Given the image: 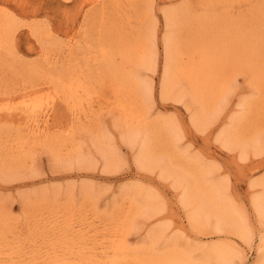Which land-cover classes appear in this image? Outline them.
Returning <instances> with one entry per match:
<instances>
[{"label": "rangeland", "instance_id": "374dc122", "mask_svg": "<svg viewBox=\"0 0 264 264\" xmlns=\"http://www.w3.org/2000/svg\"><path fill=\"white\" fill-rule=\"evenodd\" d=\"M100 1L0 0V9L15 13L22 24L12 36V43L9 41L12 46L0 50V264H58L81 258L96 260L104 256V251L113 254L111 240L119 222L128 219L131 201L142 203L139 201L147 193L155 195L157 203L161 202L160 214L149 217L140 210L128 222L126 241L130 254L143 243L151 241L149 244L161 251L167 242L174 240L178 247L201 257L204 248L226 243L236 247L234 264H263L258 262L264 256V219L254 213L250 198L260 190L252 183L264 178V128H260L259 136L263 150L258 153L248 149L244 157L239 147L226 148L217 140L229 117L240 112L239 104L255 96L252 85L244 75H238L229 82L226 104L218 115L200 127L192 125L190 118L197 103L188 97L176 100L172 95H164L160 87L164 63L163 11L180 7L188 0H151L158 59L152 68L140 71L153 84L149 119L175 121L174 125L181 130L173 144L175 151L214 168L210 175L222 182L230 204L242 208L248 219L252 235L246 241L232 232L229 225L220 233L209 228L212 225H206L207 229L194 228L187 219L188 208L180 200L183 188L175 176L170 171L163 173L156 163L143 166L138 162L139 144L125 138L116 121L117 114L110 112L99 97L103 89L96 73L100 57L94 46L101 34L108 37L106 32L130 33L140 23L146 1ZM261 2L264 0H216L208 9L229 17H242L257 12ZM193 7L196 14L203 12L201 6ZM141 18L146 30L151 18ZM195 21L192 20V29L185 26L176 30L179 50L184 53L196 51L191 50L192 45L202 37ZM33 23L49 28L54 42L45 37L44 43L39 42L29 31L35 29ZM179 50L177 45L176 53ZM58 74L65 79L83 80L92 92L88 96L81 92L83 98L78 97L74 105L68 104L51 81ZM23 99L37 101L34 113L25 110ZM263 108L264 102L251 112L244 126L252 130L263 124ZM45 116H49L52 125L47 134L42 137L28 134L30 123ZM104 152L110 156L109 160Z\"/></svg>", "mask_w": 264, "mask_h": 264}, {"label": "bare ground", "instance_id": "6f19581e", "mask_svg": "<svg viewBox=\"0 0 264 264\" xmlns=\"http://www.w3.org/2000/svg\"><path fill=\"white\" fill-rule=\"evenodd\" d=\"M145 1L143 13L140 16L138 14L140 23L130 33L121 31L122 33L112 34L106 32L108 37H104L105 34L102 37L101 34L95 43V51L100 57V65L96 73L104 89L99 97L103 103H106L105 106L110 112L117 114L115 118L119 122L125 138L139 144L138 162L143 166L156 163L163 173L170 171L175 176L183 188L180 200L183 207L188 208L189 214L186 218L194 228L199 229L206 225H212L209 228L220 233L225 232V225H229L232 232L248 241L252 234L248 229V219L243 213L244 210L230 204L226 187L221 181L213 179L215 176L212 178L210 175L212 169L214 172V168L199 162L196 157L193 158L190 155L191 158H188L183 153L175 151L176 144H173L180 137L179 131H181L177 129L179 126L174 125L175 121L173 123L171 118V120L167 118L163 120L161 118L149 119L148 102L152 98L153 84L152 80L144 77L140 71L156 65L159 49L156 42V19L152 13V1ZM193 1L188 0L180 7L163 11L165 33L162 37L164 63L160 83L161 91L164 95H172L176 100L188 97L191 101L196 102L197 106L190 119L192 125L200 127L201 124L204 125L207 120L213 119L221 111L229 82H232L240 74L244 75L246 81L252 85L255 96L253 95L252 99L247 97L249 99H245L239 104L242 111L230 114L229 122L219 132L217 140L226 148L239 147L242 157L247 155L248 149L259 153L262 149L259 144L260 128H264V123L259 126L256 124L254 129L252 127V130H249L244 126V122L249 119L251 112L255 111L258 106L262 107L264 102V2L260 3L261 6L255 13H247L242 17H229L226 13L219 14L208 9V6L216 0H197L194 1L195 3ZM194 4L203 8L201 14H196V11H193ZM113 7L115 8V6ZM0 10V50H4V47L7 50L6 45L9 46V41L12 43V36L14 37L16 29L22 24L15 13ZM141 17L151 18L146 30L142 28L143 18ZM86 19L88 20V17ZM103 19L105 20V18ZM192 20H196L195 28L198 27V32H202V37L200 41L197 40L193 44L194 46L191 44L193 47L191 50L196 51L184 53V50H179L176 30L185 26L192 29ZM202 21L206 23L202 25ZM33 25L35 29L31 28L29 31L39 42L44 43L45 38L54 42V36L49 28L37 23H33ZM177 45L179 51L176 53ZM51 47L49 48L51 49ZM51 81L63 100L71 105L78 101V97L83 98L79 93L83 92L85 96H88L92 92L83 80H74L71 77L65 79L59 75ZM21 101L26 103L25 110L27 112L34 113L37 109V101L26 102L25 99ZM48 117L45 116L41 120L40 118L35 119L30 123L27 133L35 137L45 136L52 127ZM57 142L65 144V141L60 139H57ZM72 149L73 147L70 151H73ZM104 156L109 160L110 156L105 152ZM252 186L255 188L259 186L260 190L257 193H252L250 204L254 213L264 219V178L253 182ZM142 195L141 197H143ZM157 201L156 196L151 193H147L145 199L139 201L142 203L131 201L132 206L129 208L131 211L129 210L130 213L126 216H129V220L126 218L121 220L118 224L120 226L116 230L117 234H114V238L112 236L113 254L104 251V256L101 258L95 256L98 258L96 260L81 258L77 262L68 260L67 263H62V261L58 264H234L233 257L237 254L236 247L226 243L204 248L201 257L192 255L187 248L178 247L174 240L167 242L163 249H160L161 251L155 249L152 246L154 244H149L150 241L147 245L141 244L138 250L130 254L131 250L126 241V231L130 230L128 222L132 221L133 216L140 210L146 211L144 213L149 217L160 214L161 202L157 203ZM262 242L264 241L262 240ZM261 262L264 264V256L258 263Z\"/></svg>", "mask_w": 264, "mask_h": 264}]
</instances>
